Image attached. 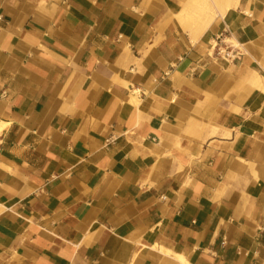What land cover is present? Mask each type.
<instances>
[{
    "label": "crops",
    "instance_id": "crops-1",
    "mask_svg": "<svg viewBox=\"0 0 264 264\" xmlns=\"http://www.w3.org/2000/svg\"><path fill=\"white\" fill-rule=\"evenodd\" d=\"M0 264H264V0H0Z\"/></svg>",
    "mask_w": 264,
    "mask_h": 264
},
{
    "label": "built area",
    "instance_id": "built-area-1",
    "mask_svg": "<svg viewBox=\"0 0 264 264\" xmlns=\"http://www.w3.org/2000/svg\"><path fill=\"white\" fill-rule=\"evenodd\" d=\"M214 55L217 57L224 58L228 61H235L239 59L241 52L237 46L227 40L225 37L219 36L212 44ZM156 140V138H153Z\"/></svg>",
    "mask_w": 264,
    "mask_h": 264
}]
</instances>
